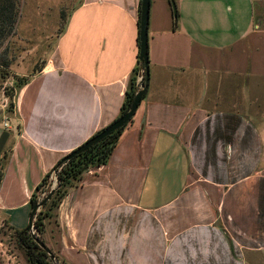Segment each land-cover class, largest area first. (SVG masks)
<instances>
[{"label":"crops","instance_id":"1","mask_svg":"<svg viewBox=\"0 0 264 264\" xmlns=\"http://www.w3.org/2000/svg\"><path fill=\"white\" fill-rule=\"evenodd\" d=\"M139 7L80 0L0 122V220L13 230L56 163L118 117ZM256 14L252 0H150L145 95L107 162L67 186L53 227L45 220L58 262L264 264V94L251 99L249 83L264 73L205 61L247 52ZM234 73L247 80L241 98Z\"/></svg>","mask_w":264,"mask_h":264},{"label":"rangeland","instance_id":"2","mask_svg":"<svg viewBox=\"0 0 264 264\" xmlns=\"http://www.w3.org/2000/svg\"><path fill=\"white\" fill-rule=\"evenodd\" d=\"M79 1L19 0L15 34L0 46V122L4 126L8 124L14 115L15 99L22 86L37 72V68L43 67L50 57L54 56L57 37L64 29L68 13ZM252 4L257 10V14L255 16V27L252 30L254 33L248 36L249 41L247 40V43H245L247 52L242 54L240 51L242 46L238 47L233 52L234 57L232 60L228 59V64H225V60L211 59L209 56L205 60L207 67H211V65L220 66L228 73L239 70L245 73L260 70L264 73V37H262L264 36V0H252ZM259 37H261L260 44L263 42V46L261 45L257 49L255 48V45H257L256 38ZM203 55L206 54L203 53ZM197 68H199L198 63ZM229 81L234 87V98H241V87L247 80L243 81L241 76L234 73ZM249 83L251 85V99H256L259 93L264 94V91L260 92L257 86L260 85L262 88L264 86L263 80L258 81V79L250 78ZM59 171L60 168L52 170L43 185L37 190L35 199L38 202L41 200L42 194L46 195L53 187L57 188L55 180ZM64 190L65 188L61 187L56 194L53 193L52 201L50 199L37 212V214H50L51 216L46 219H49L48 222L52 223V227L55 222V205ZM46 219H44V222ZM33 230L45 244V235L39 236L34 228ZM49 262L53 264V262ZM0 264H29L24 249L17 241L14 230L1 220Z\"/></svg>","mask_w":264,"mask_h":264},{"label":"trees","instance_id":"3","mask_svg":"<svg viewBox=\"0 0 264 264\" xmlns=\"http://www.w3.org/2000/svg\"><path fill=\"white\" fill-rule=\"evenodd\" d=\"M18 5H19V0H0V46L3 44L5 40H7L9 37L15 34L16 23L18 20ZM137 45H138V37H137ZM39 70H41V67L37 68V71ZM140 74L142 76V79L141 81L138 82L137 78ZM143 83H144L143 65L142 62L138 59V54H137V65L132 70V73L129 76L127 88L125 90L124 100L122 102L121 110L118 117L124 114L128 110L132 102V99L134 97V94L141 86H143ZM124 127L112 132L110 135H108L106 138H104L103 140H101L100 142H98L96 145L92 146L88 150L78 155H75L66 161L59 160L56 163V165L53 167V170H57L60 168V171L58 172L57 175L59 181L57 184V188H55L54 190V193L56 194L61 187H64L65 190L61 193V196L55 205V209L57 208L62 197L65 195L66 188L68 185H70L73 181L78 180L81 177V174L87 168L104 165L107 162ZM49 173L43 178L41 183L37 186L36 192L43 185ZM1 174H2V165L0 163V179H1ZM35 198L36 197L34 194L30 200L31 208L38 202ZM50 201H52V199ZM46 203L44 205H46ZM50 216L51 215L47 213L36 214L35 217L36 219L33 222V228L35 229V231L38 233L39 236L44 230V219L49 218ZM14 233L16 234V238L20 246L25 251L26 258L29 264H50L48 254L32 240L26 228L22 230H14ZM59 264H63V263L59 262Z\"/></svg>","mask_w":264,"mask_h":264},{"label":"water","instance_id":"4","mask_svg":"<svg viewBox=\"0 0 264 264\" xmlns=\"http://www.w3.org/2000/svg\"><path fill=\"white\" fill-rule=\"evenodd\" d=\"M149 8H150V0H140L139 7V23H138V59L142 62L143 65V77L144 83L137 92L134 94L132 102L128 108V110L119 116L117 119L112 121L108 126L103 128L100 132L89 138L85 143L81 146L73 150L64 156L61 160L66 161L72 158L75 155H78L92 146L96 145L98 142L106 138L112 132L124 127L127 123L130 122L133 115L136 112L138 105L140 104L145 91L148 86L149 81V60H148V21H149ZM56 185L58 184V178H56ZM55 188L53 187L39 202H37L30 211L28 223L26 226V230L29 233L32 240L42 249L44 250L49 257V260L53 262V264H58L55 259V256L51 253L48 247L39 239V237L35 234L33 230V222L34 218L39 211V209L51 198L54 193Z\"/></svg>","mask_w":264,"mask_h":264},{"label":"built area","instance_id":"5","mask_svg":"<svg viewBox=\"0 0 264 264\" xmlns=\"http://www.w3.org/2000/svg\"><path fill=\"white\" fill-rule=\"evenodd\" d=\"M141 79H142V76H141V74L138 76V78H137V81L139 82V81H141ZM44 195L45 194H42V196H41V198L40 199H42L43 197H44ZM34 220H35V218H34Z\"/></svg>","mask_w":264,"mask_h":264}]
</instances>
